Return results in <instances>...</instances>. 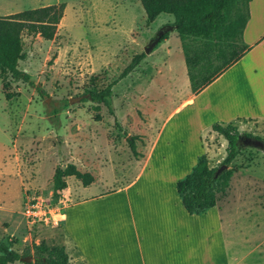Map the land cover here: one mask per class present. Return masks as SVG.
Instances as JSON below:
<instances>
[{
    "label": "rangeland",
    "instance_id": "374dc122",
    "mask_svg": "<svg viewBox=\"0 0 264 264\" xmlns=\"http://www.w3.org/2000/svg\"><path fill=\"white\" fill-rule=\"evenodd\" d=\"M56 3L64 7L52 40L28 30L20 35L18 67L28 73L30 82L12 80L0 66V243L20 255L9 264H33V245L56 244L51 230L60 221L54 226L26 220L29 193L34 191L47 202H64L60 212L69 214L75 207L81 209V204L73 203L65 209L80 195L115 190L135 174L136 161L147 151L151 136L185 93L184 85L188 87L179 40L169 31L165 45L157 53L150 54L153 49L144 53L139 66L116 80L106 105L93 110L87 91L100 90L116 79L162 25L145 24L139 0H0V15ZM153 92L162 101L158 113L144 98ZM184 112H175L163 125L165 132L171 129L175 135L165 146L164 158L159 143L151 154V161L161 162L158 175H181L190 162L182 149L185 145L178 142V135L186 134L194 123L183 117ZM234 125L239 133L264 139L262 124ZM131 135L138 137L133 141L137 155L126 142ZM202 141L208 165H218L226 141L215 132ZM239 148L227 165L232 169L230 187L218 195L221 205L228 206L218 241L225 244L223 251L232 264H264V152L241 144ZM66 164L89 173L92 180L83 186L73 176L65 177L66 187L54 198L53 169ZM116 203L121 205V200ZM111 214L119 218L117 225L128 223L123 207Z\"/></svg>",
    "mask_w": 264,
    "mask_h": 264
},
{
    "label": "crops",
    "instance_id": "0c3cea01",
    "mask_svg": "<svg viewBox=\"0 0 264 264\" xmlns=\"http://www.w3.org/2000/svg\"><path fill=\"white\" fill-rule=\"evenodd\" d=\"M247 9L248 17L240 35L247 49L224 71L226 76L223 78L224 72L221 73L196 93L189 90V84L184 85L185 93L160 122L129 180L115 190L80 195L79 200L66 205L65 209L72 203L81 204V209L75 207L69 214L64 211L59 226L51 230V237L64 248L68 264H232L223 251L225 244L218 241L222 216L228 206H222L218 196L212 207L188 214L176 193L175 182L205 152L202 137L214 133L210 129L212 123L251 121L264 125V0H249ZM171 21V15L159 13L148 26ZM160 29L166 30L167 36L156 43L150 54L157 53L167 42L169 31H174L168 27ZM157 92L144 97L153 113H158L162 103L157 99ZM161 93L164 98L163 90ZM181 110H185L183 117L194 120L186 134L178 135V142L185 145L182 149L189 153L190 162L181 175H158L156 168L161 162L151 161V154L159 143L164 158L165 146L175 135L171 129L165 132L163 125ZM230 184L229 180L227 187ZM116 200H121V205ZM119 206L125 209L128 225H117L119 218L111 214Z\"/></svg>",
    "mask_w": 264,
    "mask_h": 264
},
{
    "label": "trees",
    "instance_id": "16d2710c",
    "mask_svg": "<svg viewBox=\"0 0 264 264\" xmlns=\"http://www.w3.org/2000/svg\"><path fill=\"white\" fill-rule=\"evenodd\" d=\"M248 1L139 0V3L145 15V24L159 13L172 16V21L161 28H173L175 31L180 42L189 90L196 93L233 64L247 49L241 43L240 35L248 17ZM63 7V3L47 4L0 15V66L9 73L12 80L30 82L28 73L18 67L22 58L21 32L28 30L43 40H52ZM166 36L165 30L158 42ZM144 56L143 52L132 55L116 79L100 90L87 91L86 99L94 104L93 110L98 111L99 104L106 105V98L111 95V87L116 80L125 77ZM108 111L111 112V109L108 108ZM98 117L95 114V118ZM210 129L226 141L225 155L219 164L227 166L240 150L237 137L250 134L239 133L231 123L221 125L214 122ZM137 138V135H131L126 139L133 155H137L133 142ZM261 140L264 143V139ZM262 151L264 152V147ZM218 165L209 166L205 155L200 154L190 171L175 182L176 193L188 214H197L212 207L218 195L224 193L232 169L226 168L213 177ZM68 176L78 179L83 186L92 180L89 173L78 171L72 164H66L63 168L55 167L51 175L54 198H58L66 187L65 177ZM32 249L33 264H68L67 254L60 245L41 241L33 245ZM18 259L20 255L17 252L0 243V264H9Z\"/></svg>",
    "mask_w": 264,
    "mask_h": 264
},
{
    "label": "built area",
    "instance_id": "2783aa9c",
    "mask_svg": "<svg viewBox=\"0 0 264 264\" xmlns=\"http://www.w3.org/2000/svg\"><path fill=\"white\" fill-rule=\"evenodd\" d=\"M63 206L64 202L60 200L54 203L47 202L44 197L33 191L26 197L24 213L30 224L41 223L55 226L63 219L62 212H60Z\"/></svg>",
    "mask_w": 264,
    "mask_h": 264
},
{
    "label": "water",
    "instance_id": "95a60500",
    "mask_svg": "<svg viewBox=\"0 0 264 264\" xmlns=\"http://www.w3.org/2000/svg\"><path fill=\"white\" fill-rule=\"evenodd\" d=\"M164 32V29H160L154 37L147 43V45L143 49V53H148L158 42V39L160 35ZM242 140L240 141L241 145L254 147L257 149L262 150L264 147V143L261 139L255 138L252 136H242ZM240 138V136L237 137V140ZM227 166L224 164H219L216 169L214 170L213 177H216L222 170L226 169ZM27 259H24L26 261Z\"/></svg>",
    "mask_w": 264,
    "mask_h": 264
},
{
    "label": "flooded vegetation",
    "instance_id": "af4514ba",
    "mask_svg": "<svg viewBox=\"0 0 264 264\" xmlns=\"http://www.w3.org/2000/svg\"><path fill=\"white\" fill-rule=\"evenodd\" d=\"M242 138H243V137H240V138L238 139V144H240V141L242 140Z\"/></svg>",
    "mask_w": 264,
    "mask_h": 264
}]
</instances>
